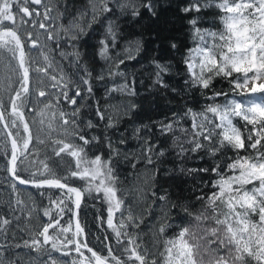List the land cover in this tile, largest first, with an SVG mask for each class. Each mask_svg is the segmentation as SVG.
I'll return each mask as SVG.
<instances>
[{
	"label": "snow or ice",
	"instance_id": "1",
	"mask_svg": "<svg viewBox=\"0 0 264 264\" xmlns=\"http://www.w3.org/2000/svg\"><path fill=\"white\" fill-rule=\"evenodd\" d=\"M54 4L56 0H47V3L45 0H0V56L10 54L8 67L15 76V79L12 75L0 78V93L8 92L7 103L0 96V125L11 149L8 172L13 181L20 185L31 184L42 196L46 189L59 192L55 197L48 196V207L43 210L47 220L23 247L30 252L47 253L51 264H57L54 253L67 256L73 250L78 254V264H264V95L258 100L246 98L264 94V0H190L181 7L179 10L184 14H199L211 8L218 10L219 25L214 22L212 27L201 28L198 15L188 21L192 46L185 49L183 57L184 90H198L207 103L200 111L185 105V111L172 112L170 118L152 124L133 122L123 132L120 131L122 118L133 116L137 108L134 102L122 115L117 112L113 117L106 115L97 100L94 114L99 122H94L84 119L85 107H92L85 101L95 99L94 81L103 84L106 98L114 93L128 97L138 95L134 76L129 81L128 73L120 66L126 60L136 59L142 41H128L118 50L121 29L117 13L137 22L145 15L158 20L163 10L161 0H88V9L77 13L68 26L61 24L58 29L53 26ZM64 7L67 10L66 4ZM97 23L104 25V31L96 54L106 67L93 76L87 64L82 63L79 43ZM37 25L43 30L41 33L28 30ZM41 35L46 36L43 42ZM50 45L54 46L51 52L47 51ZM171 48L177 49V45L172 43ZM33 51L39 52V58L33 57ZM64 61L74 72H66ZM151 64L154 66L153 86L169 89L165 76L172 72L171 62L153 59ZM33 73L38 75V83L46 85L36 93L37 103L43 105L39 111L31 107ZM117 78H122L123 82L117 83ZM217 79L226 80L232 92L242 99H230L227 93L215 91ZM171 91L179 95L177 88L171 87ZM221 96L225 103L218 102ZM62 105L71 110L65 111ZM57 114L61 123L59 134L53 139L51 133L57 131ZM29 116L33 117L31 123ZM36 117L41 130L47 126L55 158L63 160L68 156L74 161V167L69 165L63 175H59L48 160H39L33 151L34 142L46 143L39 137L34 141L32 124L36 123ZM234 118L245 122L243 129L234 123ZM184 121H190V127H185ZM101 123L103 134H94ZM154 128L161 136L172 135L171 147L181 162L193 156L203 159L202 153L214 161V166L210 167L180 168L181 173L197 180L193 193L203 205L198 214L192 213L186 204L172 200L166 189L158 195L153 184V204L158 201L164 211L159 227L163 251L158 257L142 247L138 233L133 231L143 223V217L138 223L130 209L125 217V201L121 198L116 168L122 154L133 169L140 163L163 164L168 149L158 140L153 141ZM110 130L115 131L119 139L114 140ZM129 132L137 142L138 152H129L124 147ZM177 132L181 136H176ZM34 156L36 160L32 159ZM25 161L42 166L32 172L31 180L18 174ZM156 171L159 172V168ZM209 174L215 178L205 180L204 175ZM73 179L82 181L83 187L70 184ZM12 187L15 190L16 184ZM85 193L95 194L94 199L107 205V227L114 234L120 255L114 251L108 236H105L109 242L107 255L90 247L86 239H80L84 228L79 220V209ZM22 206V200L9 206L17 223L20 217L16 216V210ZM175 209L192 217L196 230L180 227V221L171 219ZM68 212H72V216L65 223ZM27 215L30 218L31 212ZM12 224L8 215L0 213V236L4 240L0 243V264H4L6 249L12 247L8 235ZM174 227L179 228L178 233L166 237L167 231ZM15 247L19 249L21 245ZM8 264H18V260H10Z\"/></svg>",
	"mask_w": 264,
	"mask_h": 264
},
{
	"label": "trees",
	"instance_id": "2",
	"mask_svg": "<svg viewBox=\"0 0 264 264\" xmlns=\"http://www.w3.org/2000/svg\"><path fill=\"white\" fill-rule=\"evenodd\" d=\"M190 3V0H161L160 17L158 20L151 19L147 15L136 20L130 17H123L117 13L119 27L121 29L118 50H122L128 41H142V49L134 60H126L124 65H121V69L128 73V79L135 78L136 89L138 95L136 97H128L121 94L114 93L112 97H105V90L102 83H96L94 81L95 99L85 101V104H90L92 107L84 109V119H92L94 122H99L94 114L96 101H99V106L106 110V115H112L115 117L117 112L123 113L125 108L130 107V104L134 102L137 105L136 110L131 118L123 117L120 126V131L123 132L125 128L129 127L133 122L136 124H152L153 122H159L170 118L172 112H183L187 107L192 108L194 111H200L203 109L207 101L204 96L197 91H185L183 81L186 79L184 75L183 57L185 49L192 46L191 31L188 21L195 16H199V26L201 28L212 27L215 22L216 25L220 24L218 10L215 8L204 9L199 14L193 12L191 14H184L179 9ZM56 4L59 7H56ZM56 4L53 5L55 10L52 15L55 19L54 27L57 29L61 24L68 26L70 22L77 16V13L88 9V0H56ZM67 5L65 10L64 5ZM63 13V17L60 18V14ZM88 19L90 20V12ZM50 24L52 22H49ZM87 27V25H84ZM104 31V25L101 23L94 24L79 43V51L82 56V63L87 64L89 70L93 73V76L99 74L105 69L106 65L103 60L96 54L98 41L101 39ZM46 39L45 35L40 36L41 42ZM175 43L177 49H172L171 44ZM50 45L47 51L52 50ZM67 51H72L70 48H66ZM114 55V52L112 53ZM135 54V53H134ZM33 57L39 58V52L33 51ZM10 54L4 53L0 56V77L4 73L5 77L11 73L8 67ZM123 58V57H122ZM56 59L59 61L60 57L58 52L56 53ZM153 59L159 60L161 63L170 61L172 65V72L165 76V80L169 83L170 88L165 90L158 86H153V73L154 66L151 64ZM7 64V65H6ZM14 66V62H13ZM63 66L66 72H74L73 67H69L68 62L64 61ZM7 73V74H6ZM12 74V73H11ZM3 75V74H2ZM14 75V74H12ZM33 97L31 107L39 111L43 107L42 104L37 103L36 93L39 89L45 87V84L38 83L39 77L36 73H33ZM15 79V76L13 77ZM117 83H121L122 78H117ZM111 84V81L108 82ZM171 87H175L179 90V95L171 91ZM232 86L222 79H217L214 82V90L227 93L228 97L235 99H242L241 96L235 95L232 92ZM260 95L250 96L246 98L260 99ZM0 96L7 103L8 92L5 90L0 93ZM219 103H225L223 96L219 97ZM65 111H70V107L62 105ZM33 117L29 116V122H32ZM61 121L59 115L56 117L57 131L51 133V137L54 139L59 134V125ZM185 127H190V121H184ZM234 123L238 127L243 129L244 121L239 118H234ZM251 127V126H249ZM42 126L39 123V118L36 117V123L32 124V133L34 141L36 137L43 139L46 143L41 144L34 142L32 148L35 153L38 154L39 160H48L49 165L58 171L59 175H63L68 169L69 165L74 167V161L71 157L64 156L63 160L55 158L52 152L51 140L49 139V133L47 126H43L44 130H41ZM22 130V129H21ZM153 141H159L161 146L168 149V154L163 160V164H157L147 166L144 163L138 164L133 169L132 164L126 162L123 158V154L120 160L116 164L117 173L120 181L121 198L125 201L124 210L125 217H127L128 210L130 209L132 214L137 218L139 223L140 217H143V223L139 228L133 229L135 233L139 235V243L143 248H146L153 256L158 257L159 253L163 251V239L159 234V227L162 223V217L164 211L162 210L159 202L156 205L153 204L151 197V191L153 184H155L158 195L162 194L166 189L172 200H178L182 204L190 209L194 214H198L202 210V203L195 199L193 193V186L197 183V180L192 179L189 176L180 172L181 166L187 168H202L214 166V161L206 154L200 159L198 156H193L183 162L175 154V149L172 145V135L161 136L156 129H153ZM93 133H90V135ZM94 134H103V123L100 124L98 129L94 130ZM247 133H245L246 135ZM110 135L113 139H119V136L115 131L110 130ZM176 136H181V133L177 132ZM129 152L137 151V142L131 138V132L128 133V143L124 146ZM95 151V150H94ZM231 155V152H229ZM8 157H9V145L5 133L0 125V213L8 215L9 219L13 220V224L9 229V238L12 245L11 248L6 249L7 256L4 258V264H8L10 260H18V264H51L47 253H36L26 247H23L26 240L34 238L39 229L42 228L43 223L47 220V217L43 216L44 208L48 207V196L53 197L59 195L58 190H45V195H40L36 188H24L16 184L14 190L12 181L8 172ZM36 160L37 157H32ZM37 167L41 165H30L28 161L18 169V174L21 178L26 180L33 179L32 172L36 171ZM159 168V172L156 171ZM168 173L167 175L165 173ZM211 174L204 175V179L208 180ZM199 179V177L197 178ZM77 187H83V182L78 179L69 181ZM85 193L81 207L79 209V220L81 226L84 228L85 239L89 246L98 252H102L107 255L106 245L109 243L105 240V236L111 238V246L117 255L121 254V250L117 247L116 240L112 230L106 225L107 205L93 198ZM16 200H22V208H17L16 216L20 217L17 223L16 219L9 212V206L14 205ZM31 212L30 218L28 212ZM71 212H68L65 216V223L70 217ZM103 218V223L102 219ZM116 219H119V213L116 214ZM171 219L180 221V227H191L196 230V222L192 217L184 215L178 209L173 210ZM179 231L178 227L169 229L166 233V237H173ZM13 234H15L14 238ZM81 239V237H80ZM3 237L0 236V243H3ZM16 244H20L21 247L17 249ZM71 247V246H69ZM49 251H51L49 246ZM85 254L88 253L85 251ZM57 260V264H78L77 253L73 250L67 256L61 255L59 252L53 254Z\"/></svg>",
	"mask_w": 264,
	"mask_h": 264
},
{
	"label": "water",
	"instance_id": "3",
	"mask_svg": "<svg viewBox=\"0 0 264 264\" xmlns=\"http://www.w3.org/2000/svg\"><path fill=\"white\" fill-rule=\"evenodd\" d=\"M1 127H2V129H3V126L1 125ZM3 131H4V129H3ZM4 133H5V131H4ZM5 136H6V134H5ZM6 138H7V136H6ZM8 141V140H7ZM8 145H9V157H8V167H9V159H10V151H11V149H10V143L8 142ZM9 177H10V179L11 180H13L12 179V177L9 175ZM14 183L15 184H17L18 186H21V187H25V188H34V187H32V185L31 184H28V185H20L19 183H18V181H14ZM73 211H75V209L73 208ZM72 216V212H71V214H70V217ZM74 227H75V220L73 219V230H74ZM81 240L83 241V240H85V234H83L82 236H81ZM84 251H86V250H84ZM88 255H90L89 253H88Z\"/></svg>",
	"mask_w": 264,
	"mask_h": 264
},
{
	"label": "rangeland",
	"instance_id": "4",
	"mask_svg": "<svg viewBox=\"0 0 264 264\" xmlns=\"http://www.w3.org/2000/svg\"><path fill=\"white\" fill-rule=\"evenodd\" d=\"M45 2L47 3V0H45ZM41 12H43V9H41ZM29 31H33L34 33H41L43 30L39 29L38 25L35 28H29ZM7 65V64H6ZM5 73V72H4ZM4 73L1 74L0 78H5ZM7 74V73H6ZM8 74L12 75L11 73L8 72ZM14 77V75H12ZM254 99V98H253ZM106 220H107V214H106ZM107 225V223H106Z\"/></svg>",
	"mask_w": 264,
	"mask_h": 264
},
{
	"label": "bare ground",
	"instance_id": "5",
	"mask_svg": "<svg viewBox=\"0 0 264 264\" xmlns=\"http://www.w3.org/2000/svg\"><path fill=\"white\" fill-rule=\"evenodd\" d=\"M13 181V180H12ZM21 187V186H20ZM25 188V187H24Z\"/></svg>",
	"mask_w": 264,
	"mask_h": 264
}]
</instances>
